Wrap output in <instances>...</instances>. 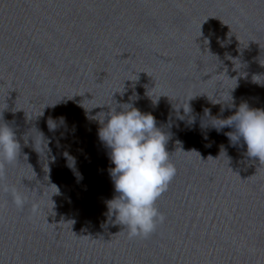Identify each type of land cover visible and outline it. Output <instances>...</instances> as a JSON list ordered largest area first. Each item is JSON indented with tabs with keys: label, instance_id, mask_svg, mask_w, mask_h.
Segmentation results:
<instances>
[{
	"label": "water",
	"instance_id": "water-1",
	"mask_svg": "<svg viewBox=\"0 0 264 264\" xmlns=\"http://www.w3.org/2000/svg\"><path fill=\"white\" fill-rule=\"evenodd\" d=\"M231 97L264 109V0H0V125L21 145L0 170V264H264V161L202 127ZM115 102L170 137L148 237L102 227L113 165L88 117L108 106L85 108Z\"/></svg>",
	"mask_w": 264,
	"mask_h": 264
},
{
	"label": "clouds",
	"instance_id": "clouds-1",
	"mask_svg": "<svg viewBox=\"0 0 264 264\" xmlns=\"http://www.w3.org/2000/svg\"><path fill=\"white\" fill-rule=\"evenodd\" d=\"M123 91L120 93L123 94ZM138 98L137 95L131 100L134 102ZM133 102H115L91 108L82 105L86 112L94 107L108 106L107 111L88 117L98 122V138L108 149V157L113 165L109 168V175L116 195L105 202L107 212L102 227L123 226L122 229L127 230L130 238L148 237L155 232L158 222H164L165 217L156 207V201L167 190L176 174V168L166 149L169 135L157 126L152 113L141 112ZM153 102L158 103V98ZM228 108H234L235 111L225 119L213 117L210 110L205 109L202 127L210 124L218 133L224 128L233 129L225 133L232 146L243 142L248 158L264 161V109L250 107L247 102L236 106L232 97ZM225 110L227 109H221L222 112ZM191 111L188 103V111L185 113ZM189 122L195 125L196 117L192 116ZM61 125L67 126L64 117L48 120V128L52 133H56ZM53 138H45L41 133V147L50 152L48 145ZM63 138L66 137L62 135L56 139ZM25 142L27 143V137ZM20 150L21 145L14 130L6 123L0 125V170L3 163L17 161ZM222 151L225 155L224 150ZM64 155L67 166L75 170V157L67 152ZM51 159L54 161L55 157ZM77 175L82 179V176ZM14 200L18 208H23L25 198L22 194L14 193Z\"/></svg>",
	"mask_w": 264,
	"mask_h": 264
}]
</instances>
